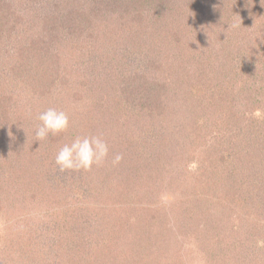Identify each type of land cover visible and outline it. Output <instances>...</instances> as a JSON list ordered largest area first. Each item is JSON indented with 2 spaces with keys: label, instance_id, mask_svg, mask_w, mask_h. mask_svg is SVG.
Listing matches in <instances>:
<instances>
[{
  "label": "rangeland",
  "instance_id": "1",
  "mask_svg": "<svg viewBox=\"0 0 264 264\" xmlns=\"http://www.w3.org/2000/svg\"><path fill=\"white\" fill-rule=\"evenodd\" d=\"M20 1H0V19L10 27L20 22L10 31L11 40L0 35V120L2 111L11 116L0 130V264H264V245H258L264 231L252 227L264 222V179L247 173L234 184L237 189L229 188V197L226 192V184L239 175L236 163L253 170L264 164V123L254 131L240 128L258 123L253 113L264 112V87L255 102L238 93L229 102L217 94L220 86L236 88V78L248 80L246 87L264 85L259 82H264V0H190L184 13L173 11L189 0H131V5L73 0L66 6L67 16H76L68 26L74 31L70 36L47 24L61 27L63 16L52 20L41 2ZM187 23L203 27L205 39L191 44L192 51L211 42L210 56L224 63L226 83L219 81L215 100L200 106L154 102L164 110L152 122L138 109L142 99L134 101L137 108L128 107L118 93L133 74L163 82L168 35L175 41ZM44 42L45 52L39 48ZM189 63L193 71L194 61ZM34 74H56L58 90L43 88L42 98L41 88L30 81ZM208 94L199 95L207 99ZM10 105L11 112L5 109ZM49 107L68 114L69 128L37 141V117ZM132 109L135 125L127 116ZM77 136L101 137L108 157L87 171L61 172L56 153L65 137L70 143ZM164 139L173 143L161 145ZM13 148L19 149L17 156L10 154ZM42 150L49 153L45 163L29 154ZM116 155L122 159L114 164ZM219 155L223 165L211 179L208 159ZM16 172L27 180H17ZM47 172L58 176L53 187L46 180L50 191L45 193L57 204L36 210L39 205L29 202L38 190L33 183ZM206 173L210 180L201 179ZM65 225H74L77 234L63 240Z\"/></svg>",
  "mask_w": 264,
  "mask_h": 264
},
{
  "label": "trees",
  "instance_id": "2",
  "mask_svg": "<svg viewBox=\"0 0 264 264\" xmlns=\"http://www.w3.org/2000/svg\"><path fill=\"white\" fill-rule=\"evenodd\" d=\"M21 1L24 2L25 0H21ZM36 1L41 2L42 5L44 7H46L47 11H45V14L49 13V15H51L49 17L52 20L54 19V17L56 15H58L59 21H60V18L62 16L64 17V19H62V25H61L62 28L59 27L58 24L55 23V21L50 22V24L47 22V24L50 25L51 28H59L61 30L64 28L68 31L69 36L72 35L73 30L69 29L68 26H70V24H72V20L76 16L71 15L72 17L69 18V16H67V14H66V6H69V4H72V3L74 4L73 0H36ZM137 1L139 3V0H137ZM174 1L179 3V0H174ZM190 2L191 1L189 0V1H186L185 5L180 4L181 7L183 5V8H181L178 11H173V12L180 13V11L182 9H184L183 10V13H184V11H187V10H185V8L188 7ZM226 3L228 5H231V3H229V2H226ZM126 4L131 5L132 4L131 0H127ZM1 14H2V11L0 10V18H2ZM77 15L80 16L79 14H77ZM47 20H50V19H47ZM14 21H15V18H14ZM11 22H13V21H11ZM0 23H1L0 35L2 34L4 36L5 34H3V32L7 33V37H4V38H6L5 40H7V39L11 40L10 31H11V29H15L20 22H15V24H12L11 27L9 24L10 22L9 21L6 22V19H2V20L0 19ZM8 26L10 27V30H8L9 29ZM89 27L91 29V25ZM176 27H177L176 24H174L173 28H176ZM175 30H179V29H174V31ZM1 31H2V33H1ZM202 33H203V27L200 28V27H197V24H193V23L188 24L187 23L185 28L183 27V30L180 29L179 31H177L175 33V35L177 36L175 41H174V37H172V34L168 35L171 38V42L168 44L170 47L169 48L170 55L168 56L169 61L166 62L165 64L163 63L161 65L162 69H163L162 70L163 75L161 76V78L163 79V82L159 81V79H156V77L147 79V78H143L144 77L143 75H140L141 77L137 78L136 74H133L132 77L130 76V79L128 81L123 82L124 84L122 87L124 90L121 91L119 89L120 91L118 94L120 96H122V99L116 93L118 98L121 100H124V102L128 103L129 104L128 107H130V106L136 107L137 105H134L135 104L134 101H136V100L138 101V100L142 99V105H140L141 107L138 109L142 112V116H145V119H146V117L148 118L150 116L149 118L152 122L156 121V119H153V118H156V117H159L160 115H163V110H164L159 105L156 106V103H154V102H162V100L166 99V100L171 102L170 104H172L173 107H175L174 103H176L177 105L182 104L183 106H185L186 103L188 106L195 103L196 106H200V104H202L204 102V100H206V101L215 100L216 97L213 94L215 92L214 89L218 88L220 85H224V83H226V78H227V75L225 74L226 69H225L224 63L219 60V57L216 56L214 58V57L210 56L213 54V52H215V49L211 47V42L207 43V44L202 42L201 52L200 51L194 52L195 50L192 51V45L193 44H195V43L198 44L200 39H202V41L205 39V37ZM32 47H33V45H32ZM39 48L45 52L46 49H48V46H46V44L44 42L41 45V47H39ZM203 53L205 54L204 58L206 60H204V58L202 57ZM72 56L73 55H71V54L68 55L69 60H72ZM191 60L194 61V64H195L193 71L191 68L192 64L189 63ZM177 64H181V65L178 66ZM174 66H177V67H180L183 69H179V70L173 69V70L169 71ZM164 70L166 72H168V71L169 72L166 73ZM67 73H68V71L65 70L64 74L66 75ZM184 73L186 75H184ZM65 75L63 77L64 79H65ZM183 75H184V77H183ZM72 76L68 77V82H66L67 85H71L70 84L71 83L70 78ZM220 77L222 80H219ZM32 78H33V80H32ZM32 78H30V81L35 82V85H34V86H36L35 89H37L38 87L41 88L42 98H44L43 95L45 94V91L47 90L46 89L44 91L43 88H48V86L54 85V86H56V89L58 90V86H59V84H57L58 81L57 82L54 81L56 79V74H51V76H45V77L37 76V74H34V76ZM23 79H25V77ZM25 80H27V79H25ZM236 80H237L235 82V84L237 85L236 88L232 89V88H227L226 86H223V87L220 86L221 90H220V92L217 91L218 92L217 94L220 93L221 96L228 97L227 101H229V102L231 101L232 98H235L237 93H238V95H240V98H242V99H246V100L252 99V101H254V102L258 101L256 99H257L259 93L261 91H263L261 87H264V85H260V86L256 87L257 82H255L254 85H249V87H246L245 83L248 80L242 81V80H239L237 78H236ZM219 81L221 82L220 85H218ZM241 82H244V84H241ZM259 82L264 83L262 81H259ZM154 90H157V96L153 95ZM203 90H205L208 93H211V94H208V96L210 98L204 99L201 95H199L200 93H203ZM4 103L6 104L7 102L5 101ZM143 104H145V106H143ZM7 105H8V103H7ZM15 105H16V103H13L12 107H14ZM12 107L10 105L8 107H5V109H7L9 112H11L10 109H12ZM262 108L264 109V101L262 102ZM137 113L139 114V112H137ZM2 114H3V117H1L2 119L0 120V130H3L4 127L6 126V124L10 123V120L9 121L5 120L6 117H11L8 113H5L3 111H2ZM172 114L173 113L171 112V115ZM168 115H167V117H168ZM127 116L130 117V121L135 125L136 124L135 121L138 119V116L136 114H134L133 109H132V115H127ZM160 117H162V116H160ZM243 117H246V116H243ZM255 120L258 123L253 125L252 123H250L251 121L244 122V125L241 126L240 128L243 129L245 127L249 131L250 130L254 131L255 129H258V127L262 123H264V116L257 118ZM3 122L5 125L3 124ZM9 127L10 126H8L7 128H9ZM260 130H261V128H260ZM168 134H170L169 138H171V135L174 134V133H172V129H170L168 131ZM155 135L156 134L154 133V131L152 133L148 134L149 137H153ZM69 138L70 137H65L63 139V142L66 139L65 143H67L69 141L67 139H69ZM55 139H56L55 136H53V138H51V140H55ZM160 142H161V145H163V143H164V145L170 146L173 143V140L170 139L168 141V140L164 139ZM63 145L64 144H62V146ZM10 150H11L10 154H12L13 156H17V153H18L17 151H19V149L13 148ZM36 152H40V151H34L35 154H33V153H29V154L31 156L35 155L37 159L39 156H41L42 163H45V160L47 159L49 153L47 154L45 151H43L42 153H36ZM245 153L247 154V152H245ZM252 155H253V153H252ZM249 156L251 158V153H249ZM253 157H254V155H253ZM221 159H222L221 155H219L216 160H213L212 158L208 159L209 163H208L207 167H209L211 169V171H210V175H211L210 178L211 179H217L216 175H215L216 169L221 167V165H223V164H220L222 161ZM206 160H207V156H206ZM36 162H37V160H36ZM28 164L33 166V163H28ZM236 164L238 165V169L237 170L235 169L234 173H238L239 175H238V177L231 178L232 180L230 181V183H228L229 185L226 184V192L228 194V197L230 196L229 195L230 194L229 188L230 187L234 188V184L235 185H237V183L240 184V181L244 179V176H247V173H254V174L258 173L261 175L260 177L264 179V175H263L264 174V164L257 163L260 165H258V168L255 170L251 169L250 167L244 168L242 165H239L238 163H236ZM20 165H26V164L21 163ZM16 173H18V172H16ZM47 173L48 174H45L46 177L45 176L42 177V174L39 177H37V179H40L39 182H37V181H34V183L32 182L34 184L33 185L34 189L37 188L38 190L33 191L32 195H31L32 198L30 199L29 202H32L36 205H39L36 210H41L43 207H45L44 210H46L50 207H53L54 206V205H52L53 202L57 204L56 199H54L53 197L51 198V200L46 199L48 197V195L45 193L50 191V189L47 187L46 180L50 181L52 183V181L56 180L58 176L56 175V173L55 174H51V172H47ZM18 175H19V177L17 178V180L19 178H23V179H25V181L27 180L26 177L23 176L24 174L18 173ZM202 176L207 178L206 180H210L207 173L202 174L201 179L203 178ZM0 179L2 180V178H0ZM65 180H63V181H65ZM55 183L56 182H54V184ZM154 185H155L154 180L150 181L149 185H148L149 189L152 190ZM49 186L53 187V183L49 184ZM39 187H40V190H39ZM234 189H237V188H234ZM44 190H47V191H44ZM51 192H53V191H51ZM129 192L132 193V191H130V190H129ZM130 193H128V194H130ZM50 196H51V194H50ZM229 200L231 201L232 198H230ZM260 205H261L260 208L262 209L261 211L264 212L262 204H260ZM67 223H68V221H67ZM61 227L63 228V226H61ZM252 227L258 228V229L260 228L262 231H264V222L259 223L255 226H252ZM64 229H66V231L61 236V238L63 240L65 238L69 239L71 236L74 237L77 234V231H76L74 225H69V226L65 225ZM51 238H52V240H54L55 233H52Z\"/></svg>",
  "mask_w": 264,
  "mask_h": 264
},
{
  "label": "clouds",
  "instance_id": "3",
  "mask_svg": "<svg viewBox=\"0 0 264 264\" xmlns=\"http://www.w3.org/2000/svg\"><path fill=\"white\" fill-rule=\"evenodd\" d=\"M253 115L260 118L264 116V113L256 110ZM37 119L41 122L35 131L37 141L47 139L49 134L57 135L66 132L70 125L68 114L55 107L47 108L38 115ZM108 154V144L101 137L77 136L70 143H65L59 148L55 156V163L61 172L79 171L81 169L87 171L93 165L102 164ZM121 159L120 155H116L112 162L116 164ZM258 245H264V241H258Z\"/></svg>",
  "mask_w": 264,
  "mask_h": 264
}]
</instances>
